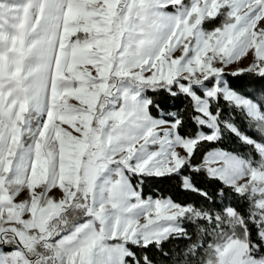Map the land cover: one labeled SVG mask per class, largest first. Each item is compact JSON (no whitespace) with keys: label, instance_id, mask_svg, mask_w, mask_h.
<instances>
[{"label":"snow or ice","instance_id":"6c2138e0","mask_svg":"<svg viewBox=\"0 0 264 264\" xmlns=\"http://www.w3.org/2000/svg\"><path fill=\"white\" fill-rule=\"evenodd\" d=\"M243 74L264 81V0H0V264H264ZM157 178L199 200L146 196Z\"/></svg>","mask_w":264,"mask_h":264},{"label":"trees","instance_id":"16d2710c","mask_svg":"<svg viewBox=\"0 0 264 264\" xmlns=\"http://www.w3.org/2000/svg\"><path fill=\"white\" fill-rule=\"evenodd\" d=\"M227 79L230 81L234 88H236L238 91H241L242 93L257 91L259 88L264 86V81L256 80L253 77H250L248 74H243L235 77L229 76L227 77ZM156 100L161 104V107L168 112L180 111L186 108V102L183 100V98L172 99L164 94H161L160 96L156 97ZM187 131H192V125L190 122H188L187 124ZM224 144L225 146L231 147L233 149L243 150L241 149L240 144L235 141L234 138H226ZM199 182L205 186L210 194L215 192L216 185L209 183L203 179H201ZM143 192L146 196L171 197L177 200V202H193L199 200V197L191 193H186L181 189L179 178L149 179L145 181L143 185ZM187 243V241L183 240L171 241L165 251L179 252L185 248V245ZM151 254H154L156 256L159 264H171L169 260L161 257L159 253L153 251V253Z\"/></svg>","mask_w":264,"mask_h":264},{"label":"rangeland","instance_id":"374dc122","mask_svg":"<svg viewBox=\"0 0 264 264\" xmlns=\"http://www.w3.org/2000/svg\"><path fill=\"white\" fill-rule=\"evenodd\" d=\"M219 21H220V20L218 19L217 22H216L215 24H207L206 27H207L208 29H212V28H214V27H216V26H219V23H220ZM175 55H177V56L180 55V52L177 51V52L175 53ZM250 59H251V57H248V58L242 59L241 61L237 62L235 65H230V66H228V67L226 68V71L231 72V71H234V70L236 69V67H246V66L249 64Z\"/></svg>","mask_w":264,"mask_h":264}]
</instances>
